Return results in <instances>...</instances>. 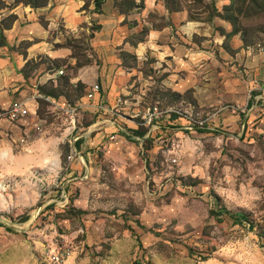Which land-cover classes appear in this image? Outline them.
I'll return each mask as SVG.
<instances>
[{
    "label": "rangeland",
    "instance_id": "1",
    "mask_svg": "<svg viewBox=\"0 0 264 264\" xmlns=\"http://www.w3.org/2000/svg\"><path fill=\"white\" fill-rule=\"evenodd\" d=\"M156 3L0 0V61L40 95L116 91L73 118L41 99L53 162L37 157L30 175L14 170L22 148L0 142V264H42L36 213L75 226L80 200L105 216L71 264H264V0Z\"/></svg>",
    "mask_w": 264,
    "mask_h": 264
},
{
    "label": "crops",
    "instance_id": "2",
    "mask_svg": "<svg viewBox=\"0 0 264 264\" xmlns=\"http://www.w3.org/2000/svg\"><path fill=\"white\" fill-rule=\"evenodd\" d=\"M156 2L157 0H148V6L149 7H152V6L161 7L162 4L161 3L157 4ZM1 61H0V107L8 108L12 104V102L19 100V99H22V100L29 99L31 102V105L34 107L37 103L36 100L38 98V95L40 94V87H39L38 82H34L32 79L27 80L25 79L22 73H17L16 71H14L13 70L14 67L11 68L9 66V64L11 63L8 60H1ZM4 66H5V69H1V68H4ZM18 68H19V65H18ZM255 76L258 78V82H260V80L264 81V61L261 64L256 66ZM39 83L41 85H44L46 82L41 81ZM115 93L116 91L114 92L111 91L106 95V94H102L101 92H99V94L94 96L93 100L88 101V103H85V107L83 110H89L94 113L105 111V107H104L105 103H108V106H109V103H113V102L115 103V97H114ZM258 96L264 98V90ZM255 97H256V94L254 95L253 98L255 99ZM39 108H41V104ZM113 125L116 126L115 124ZM156 127L157 126L155 125L154 127H152V129H155ZM159 127L160 126H158L157 128ZM47 131H48V123L46 125L45 133L43 135L36 136L35 134L34 135L32 134L26 144H18L16 142L17 139H20L23 136L24 134L23 128L12 127V126L6 125L5 128H3L0 131V142H5L6 144H12V145L18 146L19 148L20 147L22 148L21 153H20L21 154L20 161H19L21 165H18L20 167H17V168L15 167L14 170H17L18 168H20V170H17V171H21L22 173L30 175L32 172L35 171L32 168V166L34 165V162L36 163L39 162L37 160V157L41 158L40 162H42V166L46 165L48 162H53V161H50V159L48 158L49 155L47 154L46 149L43 148L44 144L46 145L47 143L46 141L52 140V139H47L43 137L47 133ZM6 155L7 157H9L10 155L11 158H13L15 162L18 158V156H16L14 153L11 152L10 148L7 149ZM75 155H76V159L75 161L73 160L71 163L79 162V160L81 159L82 163L84 164V158L79 156L77 151H75ZM44 158H47V159H44ZM81 161L79 162L80 164H81ZM48 165H47V169H50V167L53 168L52 164L50 166ZM92 201L94 200H91V201L90 200H80L77 202L78 203L77 205H79L83 209H87L90 212L83 215L80 219V223L75 226H73L70 223V220L68 219H63V220L57 219L56 221H54L55 219H54V214H52L53 213L52 211L47 210L45 214H42L43 209L40 208L38 210V212L36 213L34 217V221L38 222L39 217L44 215L43 219L46 222L42 223L40 220L37 224L38 227L34 228L33 226L32 230H30L31 232H29V238L38 255V259L41 263L43 262L44 242L47 241L48 236H53L54 234L59 233L62 235H66L68 238L72 239L73 254H74V252L78 248L77 244L82 243L81 238L85 237L90 230L96 231L98 233L101 232V229H102L101 223L102 221H104V219H100V218L101 216H105V215L100 213L101 216L97 217L96 215L91 213L94 210V208H92L93 207ZM52 202H55L57 203V206H60L58 203L59 202L58 200H51V201L47 200L44 202L45 203L44 206L46 207L50 205V203ZM66 203H69V200H66L65 204ZM63 205L64 204H62L60 207L63 208ZM46 214H49V215H48V218L45 219ZM72 259L73 257L69 261V264H71Z\"/></svg>",
    "mask_w": 264,
    "mask_h": 264
},
{
    "label": "built area",
    "instance_id": "3",
    "mask_svg": "<svg viewBox=\"0 0 264 264\" xmlns=\"http://www.w3.org/2000/svg\"><path fill=\"white\" fill-rule=\"evenodd\" d=\"M264 54V44L261 48ZM64 71L59 72V76L63 75ZM100 88L98 85H94L90 88V91L86 95L87 100H93L94 96L99 94ZM43 99L48 102L51 106L53 113L61 116H71L72 118L76 116L80 110L85 107L84 103L76 102L71 103L67 98L53 99L51 97H46L44 95H38L37 103L33 107L29 99L27 100H16L8 108L0 107V131L5 128L6 125L12 127L23 128L24 134L20 139H17L18 144H26L30 136L35 134L36 136H41L45 133L47 119L40 115V104ZM39 101V102H38ZM100 109V108H98ZM159 115L158 107L154 106L147 117V124L151 125L152 121L156 119ZM15 139V137H14ZM75 149L68 156L69 161L76 159ZM49 214L45 215V219L48 218ZM44 218V215H42ZM46 222V221H42ZM73 255V242L72 239L68 238L66 235L54 234L53 236H48L47 241L44 242L43 250V264H69Z\"/></svg>",
    "mask_w": 264,
    "mask_h": 264
},
{
    "label": "trees",
    "instance_id": "4",
    "mask_svg": "<svg viewBox=\"0 0 264 264\" xmlns=\"http://www.w3.org/2000/svg\"><path fill=\"white\" fill-rule=\"evenodd\" d=\"M136 133V135H138V134H141L140 132H135ZM240 217H244L243 215L241 216V215H239ZM238 216V217H239Z\"/></svg>",
    "mask_w": 264,
    "mask_h": 264
}]
</instances>
